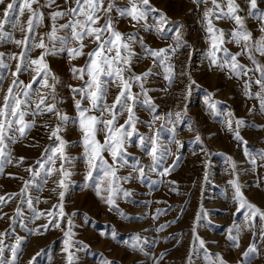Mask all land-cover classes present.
Masks as SVG:
<instances>
[{"label":"rangeland","instance_id":"obj_1","mask_svg":"<svg viewBox=\"0 0 264 264\" xmlns=\"http://www.w3.org/2000/svg\"><path fill=\"white\" fill-rule=\"evenodd\" d=\"M8 2L11 0H6ZM49 3L50 0H37L32 5L34 10L43 14L39 26L35 28V42L40 43L43 38L50 50L44 57V63L50 71L49 84L55 77V89L54 100L50 98L47 103H55L59 113L66 115L68 120L61 122L56 115L46 112L33 115L32 109L38 102V97L33 96V102L22 105L21 109L26 111L23 117L25 124L35 121V126L26 128L21 136L15 130L19 125L14 122L13 129L7 133L5 156L0 157V161L4 162L0 171V197L6 201L0 202L3 258L11 259L9 247L16 245L19 237L22 240L16 264H67L64 241L70 227L72 235L67 238L70 240L69 251L74 254V264H105V261L108 264H156L157 260L159 264H210V261L216 264L221 261L222 264H248L243 254L252 244H255L256 251L251 256V264H264V239L260 238L264 236V219L257 214L251 223L245 221L247 210L237 212L239 201L234 199L235 187L230 183L235 179L247 204L264 212V159L258 155L264 152V109H260L258 97L249 95V92L261 91L259 86H246L251 80L259 78L258 69L264 68V52L256 50L264 31L261 30V23L250 15L253 10L247 0H235V3L239 5L237 14L244 21V28L252 34L248 42L252 58L240 54L237 60L248 69L257 70L241 77L235 76L229 68L219 67V63L223 62V51L217 53L218 64H211V34L207 32L206 10L212 11L209 19L214 29L224 32L222 48H226L231 55L241 53V45L233 42L230 36L238 26L231 19H216L217 9L211 0L206 3H199L198 0H150L154 11L148 12L146 20L140 23L120 14L129 0H103L101 11L97 13L100 19L91 27H102L111 19L112 28L123 34L125 39L128 34L135 37L131 48L136 55L131 59L130 71L125 70L124 76L141 75L151 69L143 84L147 97L156 106L150 110V106L143 103L145 94L139 84L132 82V93H139L133 107L136 133L125 143L127 164L118 166L116 173L121 177V189L129 195L125 197L122 192L116 194L115 205L106 203L109 182L100 169L93 172L92 180L86 178L88 165L76 101H81L82 108L90 107V101L71 90L73 87H84L89 79L87 72L83 80L77 78L79 74L73 73L72 68H84L89 61L86 54L96 49L98 44L94 37L84 36L85 55L72 58L67 49L79 47L80 42L72 40L70 29H63L60 25L73 19L84 20V16L67 15L53 21L50 17L52 12H64L76 5L74 0H55L50 7ZM109 3H114L116 7L107 13L104 9ZM217 3L227 11L226 0H217ZM257 4L259 11L256 15H259L264 12V0H257ZM3 10L4 5H0V20L4 19ZM161 14L167 21L163 26L165 35L155 30ZM29 15L27 10L18 17L10 13L9 20H14L15 26L12 23L3 25L5 35L0 38V53L4 55L0 60L9 67L0 68V75L3 76L0 101L7 94L14 79L11 73L15 72L18 63V60H10L9 56H18L25 51L14 41L23 40L27 35L29 46L32 42L31 35L26 31ZM145 23L152 25V29L144 28L142 25ZM177 26L186 47L177 48L174 54L169 52L167 64H161L148 55L140 42L143 41L152 50L175 47ZM53 27L57 29V38L50 40ZM77 30L80 31L79 28ZM108 35L105 33L102 39ZM66 36L69 37L68 42L64 39ZM43 51L33 48L26 51V58L37 59ZM121 55H126L123 49ZM166 66H171L174 73L171 83L167 79ZM33 74L31 70L22 71L18 80L26 85ZM191 82L195 83L189 88ZM32 87L37 89L39 85ZM40 91L44 95L52 94L51 89ZM118 93L119 88L110 82L104 103L111 106ZM210 104H215V108H210ZM116 111H119V105ZM177 112L181 113L179 118L175 116ZM88 115L100 118L99 111L95 109ZM127 115V112L119 115L116 126L123 125ZM110 118L105 113L103 119ZM229 119L233 130L237 120L244 122L239 132L246 145L237 141L234 131L229 130ZM58 124L61 127L59 135L66 145L65 155L71 159H57L54 166L47 163L41 170L37 162L43 163L50 154L45 150L59 143L51 137V131ZM100 127L97 125L96 139L103 144L106 133L100 131ZM157 134L160 147L167 149L169 154L157 171H151L153 162L147 155L151 146H140L139 138H146L147 145V138L155 139ZM102 155L111 165L109 152L104 151ZM252 158L256 159L255 164L251 162ZM61 163L71 173L65 181L66 190L58 187L61 174L54 171L49 176L47 171L52 167L59 169ZM173 164L175 167L168 175H159L163 168ZM134 166H142L145 175L140 177L133 170ZM36 172L39 175H34ZM125 177L127 179H123ZM26 182L27 189L22 192ZM60 191H64L63 200L59 196ZM27 197L32 199V208L25 202ZM59 204L63 205V217L60 216L61 209L54 207ZM17 209L21 211L19 218H16ZM38 212L45 215L35 219ZM49 212L53 215H47ZM198 216L200 219L197 222ZM50 220L59 223V227L50 225V230L35 231ZM161 225L167 226L161 230ZM235 226L240 228L238 234ZM230 234L238 236L236 242L229 239ZM134 236L139 237L138 247L131 246ZM199 240L204 242L203 246H200ZM161 254H164L163 259Z\"/></svg>","mask_w":264,"mask_h":264},{"label":"snow or ice","instance_id":"obj_2","mask_svg":"<svg viewBox=\"0 0 264 264\" xmlns=\"http://www.w3.org/2000/svg\"><path fill=\"white\" fill-rule=\"evenodd\" d=\"M37 0H11V2L6 3V0H0V5H4L3 10V20H0V38H3L5 33L3 32V25L5 23H12L15 26L14 20H9L10 13L14 17L23 16L25 10H27L30 15L27 19V29L26 31L31 35V44L29 46V36H25L23 40H15L14 42L18 46H22L25 51H21L18 56H9V59L18 60L15 72L11 73L13 76V80L11 85L7 89V94L4 96L3 100L0 101V157L5 156V139L8 138L7 133L9 130L13 129L14 122L15 125H19L15 130L23 136L25 134L26 128H31L35 126V121L31 124H25L23 117L26 115V111L21 109L22 105H30L33 100V96L38 97V102H35V108L32 109L33 115L46 112L52 113L57 116V118L63 122L67 121L68 117L66 115H62L59 113V110L56 108L55 103H47V101L51 98L54 100V89H55V77H52L53 83L49 84V76L50 71L47 68L46 63H44V57L49 53V49L43 42V38H41L40 43L35 42V28L39 26L40 21L42 19V13L38 10H34L32 5L36 3ZM76 7L71 8L64 12H52L50 17L53 21L56 20L57 17L73 15L78 16L83 14L84 20L73 19L69 20L68 23L60 25L63 29H70V38L72 40L79 41V47H70L68 48V52L72 56V58H76L79 55H85L83 52L84 44L83 38L84 36L94 37V41L97 42L98 47L91 52H88L86 55L89 57V61L84 68H72L73 73H78L79 79L83 80L85 72L89 79L85 82V86L82 88L73 87L71 90L73 93L80 94L82 99H88L90 101V107L82 108L81 101H76V107L79 109V128L83 132L82 142L84 145V155L86 158V163L88 165V171L86 173V178L89 180L93 179V172L97 169H100L103 172V176L108 178L109 188L107 191L109 195L106 197V203L109 205H115V196L116 194L122 192L125 197L129 195L128 192L123 191L120 187L119 181L121 177L117 176V167H122L127 164L126 157L128 155L125 143L136 133L135 128V116L133 112V107L139 98V93L133 94L131 91L132 82L138 83L141 89V92H144L145 99L143 100L144 104L150 106V110L155 109V105L152 103L151 98L147 97V92L144 89L143 80H145L150 74L151 69H148L141 75H131L128 78H125L124 72L125 70H129L131 68V59L134 55H136L131 48V44L135 41V37L132 34L127 35V39L124 38L123 34L114 30L112 28V21L108 19L106 23L102 27H91L92 24H95L99 19V13L101 11L103 0H74ZM199 3H206L208 0H198ZM249 8L253 10L250 12V15L254 16L258 22L261 23V30L264 31V12H260L259 15H256L258 10L257 0H247ZM55 3V0H50L49 7ZM213 7L217 9V13L215 14L216 19H231L234 20L235 24L238 26L237 30L232 31L230 33L231 40L238 45H241V53L236 55H231L228 53L226 48H222L224 44L223 36L224 32L222 30L214 29L212 24V20L209 19V16L212 15L211 10H206L204 13V17L207 20V32L211 34V47L212 50L210 52L211 64H218L217 53L223 51L224 58L223 62L219 63V67L229 68L231 72L237 76L241 77L248 76L250 71H254L257 69H248L245 65L240 64L237 60V55L244 54L248 55L249 58H252L251 50L248 48V42L252 39L251 32H248L244 28V21L241 16L237 14V10L239 5L235 3V0H226L227 11H224L221 8V5L217 3V0H211ZM116 5L114 3H109L108 7L104 9L105 12L110 13ZM150 11H154L151 9L150 0H129V4L120 10V14L122 16L130 17L132 21L136 23H140L141 21H145L147 18V13ZM35 19V23H34ZM167 23L166 18L161 14V18L156 22L155 30L160 32L162 35H165L164 25ZM144 28L149 30L152 29V25L143 24ZM80 29L78 31L77 29ZM25 31V29H21ZM56 31L57 29L53 27L51 34L49 35L50 40L56 39ZM216 32H219V35H216ZM105 33H109L107 38L102 39V36ZM9 39L11 37L9 36ZM65 41H69V37L66 36ZM174 41L175 47L169 46V48L152 50L148 48L146 44L141 41V46L146 50L148 55L153 58H156V61L161 64H167L169 60L168 53H175L176 49L179 47H186V43L182 41L180 36L179 26L176 27L174 32ZM257 51L264 52V37L257 42ZM33 48H41L44 51L41 53L39 58L37 59H28L26 58V51H31ZM121 49L124 50L126 55H121ZM61 51L63 49H60ZM114 52V55H110ZM3 53H0V57H3ZM230 57V58H229ZM99 58V59H98ZM35 66V67H33ZM9 65L4 64L2 60H0V68H8ZM31 70L34 74L31 77V80L28 84H24L23 81L18 80V76L22 71ZM260 72V77L254 80H251L246 86L251 87V84H255L259 86L260 90L256 93L249 92L250 97L255 96L259 98V107L260 109H264V68L258 69ZM166 71L168 72L167 79L169 83H171L174 79V73L172 71L171 66H166ZM3 76L0 75V83H2ZM114 84L119 88V93L115 97L114 102L111 106L104 103V99L107 96L109 83ZM195 82H191L188 86H191ZM38 84L39 87L37 89H33V85ZM71 87V86H70ZM15 89V91H14ZM41 89H51L52 94L44 95L40 91ZM131 102V103H129ZM117 105H119V111L117 112ZM210 108H215V104H210ZM97 110L100 113V118L96 115H88L91 110ZM124 112H127V119L123 125L116 126L117 117L122 115ZM105 113H108L111 118L103 119ZM231 115V114H230ZM175 116L179 118L181 116L180 112L175 113ZM154 119H159V117H154ZM228 127L230 131H234V135L237 141L246 145V141L243 140L239 132V127L242 123V120H237L236 129H232V121L229 119L227 121ZM97 125H100V131H104L106 133L105 140L103 144L96 139V131ZM48 127V125H44ZM61 131V127L58 124L55 129L51 131V137H55L59 142L55 147H49L45 151L50 153L43 163L37 162L41 170H44V166L47 163H51L53 166L55 165V161L60 159L61 161H68L71 158L65 155V142L62 137L59 135ZM144 137L139 138V144L142 147H148L150 145V151L147 152L152 159V165L150 170L157 171V169L162 164L163 160L169 154L167 149H162L159 144V135L155 139L149 137L147 138V145L145 143ZM199 140V137H196ZM178 143V142H177ZM182 146V145H180ZM104 151L109 152L112 158V164L110 165L108 161L104 158L102 153ZM251 156V154L246 153ZM261 159H264V152L258 154ZM21 161L23 158H20ZM178 159V158H177ZM10 162V160H9ZM251 162L253 164L256 163V159L252 158ZM4 167V162L0 161V171H2ZM175 164L172 166L163 168L162 171L159 172L160 176L168 175ZM233 169H235V165H232ZM30 170V169H29ZM135 172L139 174L140 177L145 175L143 167H135L133 168ZM48 175L51 176L54 171H58L61 174V178L58 181V187L66 190L67 184L65 181L70 177L71 173L68 171L64 163L60 164L59 169L55 167L49 168ZM34 175H39L38 172L34 173ZM127 179V177L123 178ZM175 183V182H172ZM230 183L235 187V197L234 199L239 201V208L237 212L239 213L241 209H246L245 212V221L251 223L254 217L259 214L261 219H264V212H260L259 209H256L255 206L247 204L244 200L242 193L240 191V186L237 181L234 179L230 181ZM115 184V187L112 185ZM27 189V182L25 184V188L22 189V192H25ZM97 194H100L99 186L97 185ZM55 191V189H53ZM175 191V189H173ZM59 196L61 200L64 197V191L59 192ZM0 202H6L4 197H0ZM30 208H32V199L31 197H27L25 201ZM54 207H59L61 209L60 216L63 217V205H54ZM202 211H205L202 209ZM159 213V210H158ZM206 214V212H205ZM45 215L42 212H38L35 215V219H39L40 216ZM47 215L52 216L53 213L49 212ZM21 216L20 209H17L16 218ZM131 219H138V217H132ZM200 217L196 218L197 222ZM174 222V221H173ZM69 225H71V221H68ZM50 225L52 227H59V223L55 222V220H50L48 223L41 226L39 229H35V231L40 230H50ZM167 225H161V230ZM235 230L237 234L240 231L239 226H235ZM29 231H33L30 229ZM231 231V230H230ZM114 235V232L112 233ZM2 235V234H0ZM72 235L71 228L69 227L68 232L65 233L66 239L64 241L65 247L64 252L67 254V264H74V254L69 251L70 240L67 237ZM264 239V236L260 237ZM132 239V247L139 246V237L134 236ZM198 239V237L196 238ZM229 239L236 242L238 236L229 235ZM22 238H17V244L10 246L9 251L11 254V259L3 258V246H0V264H16L17 261V252L20 246ZM203 241L199 240L200 246H203ZM238 246V244H237ZM142 250V249H141ZM256 251L255 244H252L247 251L244 252L243 256L248 261V264H251V256ZM22 254V253H21ZM42 255V254H38ZM163 255L161 254V259H163ZM190 260V258H189ZM105 264H108L105 261ZM156 264H159V260L156 261ZM210 264H216L215 261H210ZM222 264V261L220 262Z\"/></svg>","mask_w":264,"mask_h":264}]
</instances>
